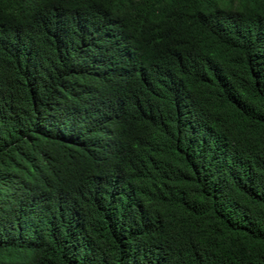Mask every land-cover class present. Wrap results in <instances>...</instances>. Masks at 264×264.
Wrapping results in <instances>:
<instances>
[{"label":"trees","instance_id":"1","mask_svg":"<svg viewBox=\"0 0 264 264\" xmlns=\"http://www.w3.org/2000/svg\"><path fill=\"white\" fill-rule=\"evenodd\" d=\"M0 264H264V0H0Z\"/></svg>","mask_w":264,"mask_h":264}]
</instances>
